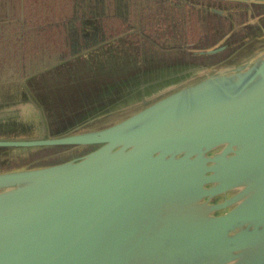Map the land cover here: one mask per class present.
<instances>
[{"label":"water","instance_id":"1","mask_svg":"<svg viewBox=\"0 0 264 264\" xmlns=\"http://www.w3.org/2000/svg\"><path fill=\"white\" fill-rule=\"evenodd\" d=\"M167 2V40L0 81V264H264V0Z\"/></svg>","mask_w":264,"mask_h":264},{"label":"trees","instance_id":"2","mask_svg":"<svg viewBox=\"0 0 264 264\" xmlns=\"http://www.w3.org/2000/svg\"><path fill=\"white\" fill-rule=\"evenodd\" d=\"M49 2L51 0H0V81L26 78L35 88L44 82L53 83L58 68L63 69L70 63L74 49L102 40H108L105 48H111L121 38L139 36L136 33L142 25L164 22L167 15L170 21L174 17L164 6L155 9L151 0H65L60 10L61 15L65 13L61 22H26L28 16L35 19L42 7L50 9ZM143 2L146 5H142ZM27 3L34 8L29 10ZM194 16L190 15L191 30L195 29ZM107 24L109 30L105 29ZM118 24L134 29L126 35L124 29L117 30ZM160 35H165V31ZM156 39L161 42L160 36ZM141 40L131 39L130 47L135 48ZM53 65L55 67H51ZM120 74V71L109 70L107 79L115 82L114 76Z\"/></svg>","mask_w":264,"mask_h":264},{"label":"rangeland","instance_id":"3","mask_svg":"<svg viewBox=\"0 0 264 264\" xmlns=\"http://www.w3.org/2000/svg\"><path fill=\"white\" fill-rule=\"evenodd\" d=\"M189 14L190 13L187 14V12L185 13L187 21H189ZM169 23L170 22H163V25L166 27V30H165V35H160L161 40H167V38L171 37V27L169 26ZM150 25L152 27L147 30V31H150V32L155 31V28H158L159 27V26L153 25V22ZM163 25H161L160 27H162ZM118 26L120 27V24H118ZM116 28H117V26H116ZM125 28H126V26H124V29ZM105 29H108L109 30V24H107L105 26ZM133 29L134 28L132 26L127 27V29H125L126 35H129V32L132 31ZM188 29H189L188 30V36H189V38L193 39L196 36V30L195 29L194 30H191V28H188ZM143 32L144 31H141L140 30L139 33H143ZM131 39L139 40L140 37L133 35V36H131V38H121L120 39L121 40L120 43L124 47L125 44H127L128 42L131 41ZM69 158L63 157V158H53V159H50V160H42V161L36 162L35 165L36 166H40V167L41 166H48V165H52V164H57V163L64 162V161L68 160Z\"/></svg>","mask_w":264,"mask_h":264},{"label":"flooded vegetation","instance_id":"4","mask_svg":"<svg viewBox=\"0 0 264 264\" xmlns=\"http://www.w3.org/2000/svg\"><path fill=\"white\" fill-rule=\"evenodd\" d=\"M35 2V0H33ZM65 0H51V2L48 3V7L50 9H44L42 7V10L39 9L38 15L35 16V19L28 16L26 22H61V20L64 18L63 16L65 13L61 15L60 10H62V2ZM28 6V3L26 4ZM34 7L28 6V9L31 10ZM27 10V8H26ZM166 22V20L164 21ZM162 27H160L161 29ZM124 29V25L120 24V27L118 26L117 30L121 31ZM125 30V29H124Z\"/></svg>","mask_w":264,"mask_h":264},{"label":"crops","instance_id":"5","mask_svg":"<svg viewBox=\"0 0 264 264\" xmlns=\"http://www.w3.org/2000/svg\"><path fill=\"white\" fill-rule=\"evenodd\" d=\"M163 6L166 7V9L169 10L170 3L167 2L166 5H163ZM172 10H174V8H172ZM181 10L184 11V8H182ZM175 11H172V13H174ZM176 17H177V20H176V18H174L172 21H170L169 20V15H167V20H168V22H185V20L183 18V15L181 16V19H179L178 16H176ZM182 25H184V23L183 24H180V26H182ZM169 26L172 28V26L170 25V23H169ZM187 33H188V30H187ZM171 34H173V30L171 31Z\"/></svg>","mask_w":264,"mask_h":264}]
</instances>
